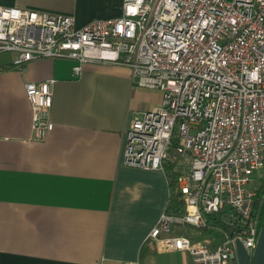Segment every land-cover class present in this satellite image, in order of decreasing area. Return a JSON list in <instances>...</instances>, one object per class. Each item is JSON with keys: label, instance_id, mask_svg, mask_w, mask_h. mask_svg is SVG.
Here are the masks:
<instances>
[{"label": "built area", "instance_id": "1", "mask_svg": "<svg viewBox=\"0 0 264 264\" xmlns=\"http://www.w3.org/2000/svg\"><path fill=\"white\" fill-rule=\"evenodd\" d=\"M3 52L20 72L42 58L73 60L75 75L85 63L123 65L134 86L160 91L159 105L125 129L122 161L175 165L184 211L162 213L147 237L158 250L187 252L191 264H238L237 243L252 254L264 214V0H122L120 15L83 24L0 5ZM54 83L24 84L34 140L53 128ZM174 224L215 227L223 237L194 242L172 234Z\"/></svg>", "mask_w": 264, "mask_h": 264}, {"label": "crops", "instance_id": "2", "mask_svg": "<svg viewBox=\"0 0 264 264\" xmlns=\"http://www.w3.org/2000/svg\"><path fill=\"white\" fill-rule=\"evenodd\" d=\"M121 3L0 0L77 24L118 16ZM12 57L0 56V264H191L187 252L158 250L147 237L168 200L164 169L122 161L125 129L159 105L160 91L134 86L123 65L85 63L75 75L73 60L42 58L20 72ZM49 77L54 125L34 140L24 84ZM181 225L171 233L185 235Z\"/></svg>", "mask_w": 264, "mask_h": 264}, {"label": "rangeland", "instance_id": "3", "mask_svg": "<svg viewBox=\"0 0 264 264\" xmlns=\"http://www.w3.org/2000/svg\"><path fill=\"white\" fill-rule=\"evenodd\" d=\"M8 53V52H6ZM5 55V52L0 53V56ZM253 185L259 186L263 180L262 169L256 170L251 175ZM181 231H177L176 233H183L185 236L189 237L192 241L198 243L204 242H218L222 239L223 234L215 227L208 228L205 230H200L199 228L193 227L191 225H181Z\"/></svg>", "mask_w": 264, "mask_h": 264}, {"label": "trees", "instance_id": "4", "mask_svg": "<svg viewBox=\"0 0 264 264\" xmlns=\"http://www.w3.org/2000/svg\"><path fill=\"white\" fill-rule=\"evenodd\" d=\"M173 164L171 163H165L164 164V171L166 174V178L168 180V187H169V195L168 200L164 209V212L169 215H180L184 211V202L182 198V194L180 190L177 187V175L178 171L174 169ZM261 190V187H260ZM261 194V193H260ZM258 194L257 197L260 196ZM257 198L255 199V201Z\"/></svg>", "mask_w": 264, "mask_h": 264}, {"label": "water", "instance_id": "5", "mask_svg": "<svg viewBox=\"0 0 264 264\" xmlns=\"http://www.w3.org/2000/svg\"><path fill=\"white\" fill-rule=\"evenodd\" d=\"M238 264H264V214L259 229L256 245L251 255L237 243Z\"/></svg>", "mask_w": 264, "mask_h": 264}]
</instances>
